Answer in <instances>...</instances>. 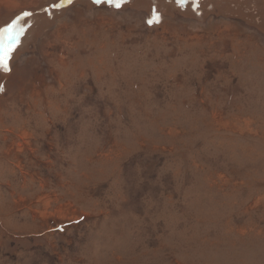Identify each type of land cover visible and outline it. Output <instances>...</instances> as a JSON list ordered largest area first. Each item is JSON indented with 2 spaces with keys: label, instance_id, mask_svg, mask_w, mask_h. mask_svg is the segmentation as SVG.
Wrapping results in <instances>:
<instances>
[{
  "label": "rangeland",
  "instance_id": "1",
  "mask_svg": "<svg viewBox=\"0 0 264 264\" xmlns=\"http://www.w3.org/2000/svg\"><path fill=\"white\" fill-rule=\"evenodd\" d=\"M12 18L0 264H264V0H0Z\"/></svg>",
  "mask_w": 264,
  "mask_h": 264
},
{
  "label": "snow or ice",
  "instance_id": "2",
  "mask_svg": "<svg viewBox=\"0 0 264 264\" xmlns=\"http://www.w3.org/2000/svg\"><path fill=\"white\" fill-rule=\"evenodd\" d=\"M96 3H100L101 0H95ZM109 4H114L116 7H119L124 0H107ZM181 3L184 2V0H180ZM152 21H150L151 23ZM15 28V25H13L10 28L4 29L3 32L5 35L6 43H0V69L4 71H10L9 61L11 60L12 52L14 51L15 45L12 43L13 40L16 39V35L13 32V29ZM22 30V29H21Z\"/></svg>",
  "mask_w": 264,
  "mask_h": 264
},
{
  "label": "trees",
  "instance_id": "3",
  "mask_svg": "<svg viewBox=\"0 0 264 264\" xmlns=\"http://www.w3.org/2000/svg\"><path fill=\"white\" fill-rule=\"evenodd\" d=\"M28 12H23L22 14H19L18 16H16V17H18V20L20 19V18H22V16L23 15H26ZM32 14V13H31ZM18 20H16V19H11L7 24H5V25H1V27H0V32L2 31L3 32V30L4 29H7L8 27L10 28V27H12L13 25H17V21ZM15 28H17V27H15ZM15 28L13 29V31L14 32H16V30H15Z\"/></svg>",
  "mask_w": 264,
  "mask_h": 264
},
{
  "label": "flooded vegetation",
  "instance_id": "4",
  "mask_svg": "<svg viewBox=\"0 0 264 264\" xmlns=\"http://www.w3.org/2000/svg\"><path fill=\"white\" fill-rule=\"evenodd\" d=\"M198 1H201V0H198Z\"/></svg>",
  "mask_w": 264,
  "mask_h": 264
}]
</instances>
